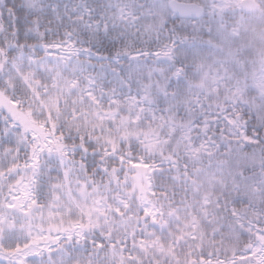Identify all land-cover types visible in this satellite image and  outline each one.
Instances as JSON below:
<instances>
[{"label":"snow or ice","instance_id":"6c2138e0","mask_svg":"<svg viewBox=\"0 0 264 264\" xmlns=\"http://www.w3.org/2000/svg\"><path fill=\"white\" fill-rule=\"evenodd\" d=\"M0 264H264V0H0Z\"/></svg>","mask_w":264,"mask_h":264}]
</instances>
